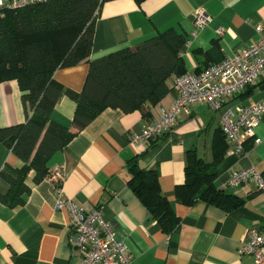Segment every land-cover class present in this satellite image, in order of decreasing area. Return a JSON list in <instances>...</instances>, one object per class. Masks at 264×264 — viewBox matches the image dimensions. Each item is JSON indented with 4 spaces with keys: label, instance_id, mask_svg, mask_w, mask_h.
I'll return each instance as SVG.
<instances>
[{
    "label": "crops",
    "instance_id": "obj_1",
    "mask_svg": "<svg viewBox=\"0 0 264 264\" xmlns=\"http://www.w3.org/2000/svg\"><path fill=\"white\" fill-rule=\"evenodd\" d=\"M6 0H0L5 2ZM197 12L208 16L197 27ZM264 27V0H113L104 3L95 21L88 59L131 47L173 28L187 36L179 57L185 72H195L209 62L211 42L217 41L222 58L240 51L257 40L255 27ZM220 29L221 34H217ZM87 72L83 60L59 67L53 78L64 88L79 91ZM169 91L145 111L125 113L105 108L48 161L49 172L62 171L60 196L43 179L33 182L30 170L25 178L29 191L23 203L8 207L0 203V264H80L78 251L69 241V211L66 200L85 212L99 208L103 220L112 225L114 236L129 253L127 264H254L248 255H239L238 247L251 228L264 229V195L253 180L230 185L229 177L239 169L252 167L264 174V116L243 143V151L228 153L215 165L214 185L242 199L236 209H223L196 200L179 203L175 186L183 182L185 153L194 150L206 162L211 160V140L219 128L221 113L237 104L264 99V77L236 94L224 98L218 110L205 103L187 105L175 117L171 129L162 136L132 144L131 133H139L146 124L159 118L161 109L176 96L172 80ZM15 80L0 82V127L21 124L30 113L21 100ZM75 102L63 95L51 112V119L67 126ZM146 113V115H145ZM258 139L254 143L253 139ZM136 159L140 167L155 169L162 193L171 205L177 224L171 233L161 230L147 208L133 194L127 170ZM23 162L0 142V171L20 168ZM0 177V192L8 190ZM61 201L59 208L55 202Z\"/></svg>",
    "mask_w": 264,
    "mask_h": 264
},
{
    "label": "trees",
    "instance_id": "obj_2",
    "mask_svg": "<svg viewBox=\"0 0 264 264\" xmlns=\"http://www.w3.org/2000/svg\"><path fill=\"white\" fill-rule=\"evenodd\" d=\"M113 0H38L24 5L0 6V82L15 80L21 100L30 113L21 124L0 127V142L22 162L20 168L0 171L9 188L0 192V203L15 207L29 191L25 178L33 170V182L49 174L48 161L105 108L125 113L155 105L169 91V78L185 73L179 53L187 36L173 28L131 47L118 49L96 59H88L96 18L101 6ZM140 4L144 0H134ZM217 41L211 42L209 62L223 58ZM87 63L79 91L64 88L53 78L59 67ZM203 67H198L199 71ZM66 95L75 102L71 131L51 119L57 101ZM146 115V113H145ZM220 128V127H219ZM213 134L211 160L206 162L188 150L183 182L173 191L176 200L190 205L203 200L229 211L242 204L238 196L214 185L215 165L226 150L221 129ZM126 181L160 225L171 233L178 218L166 197L160 193L155 169H144L134 159L128 165Z\"/></svg>",
    "mask_w": 264,
    "mask_h": 264
},
{
    "label": "built area",
    "instance_id": "obj_3",
    "mask_svg": "<svg viewBox=\"0 0 264 264\" xmlns=\"http://www.w3.org/2000/svg\"><path fill=\"white\" fill-rule=\"evenodd\" d=\"M38 0H6L0 6L11 7L24 5ZM208 16L197 12L195 24L205 25ZM259 35L247 47L224 57L217 63L203 67L199 71L185 72L172 80L176 96L168 108L161 109L156 121L146 124L139 133H131L128 140L132 144L158 138L168 132L175 123L177 114L185 110L187 105L205 103L213 110L220 108L224 98L230 97L239 90L255 84L264 77V27L255 28ZM221 34V30H216ZM264 90V89H262ZM264 116V99L249 102L247 105L237 104L225 109L220 115L219 129L230 142L228 153L243 151L244 140L252 136L254 127ZM254 143L259 140L253 139ZM49 186L60 196L63 193V175L60 169L49 172L45 178ZM246 180H253L256 189L264 195V174L252 167L239 169L232 173L228 183L238 185ZM66 204L69 211V241L78 251L80 264H127L130 256L124 244L114 236L112 225L103 220L101 210L93 208L89 212L71 203ZM61 201L55 202L59 208ZM236 251L239 255H248L254 264H264V229L251 228Z\"/></svg>",
    "mask_w": 264,
    "mask_h": 264
}]
</instances>
